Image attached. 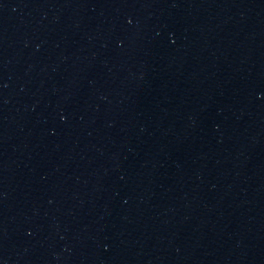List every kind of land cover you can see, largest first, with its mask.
Here are the masks:
<instances>
[{
    "label": "water",
    "instance_id": "95a60500",
    "mask_svg": "<svg viewBox=\"0 0 264 264\" xmlns=\"http://www.w3.org/2000/svg\"><path fill=\"white\" fill-rule=\"evenodd\" d=\"M0 264H264V0H0Z\"/></svg>",
    "mask_w": 264,
    "mask_h": 264
}]
</instances>
